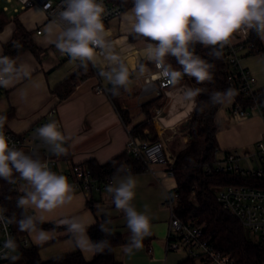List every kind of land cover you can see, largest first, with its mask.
Returning <instances> with one entry per match:
<instances>
[{
    "label": "crops",
    "instance_id": "0c3cea01",
    "mask_svg": "<svg viewBox=\"0 0 264 264\" xmlns=\"http://www.w3.org/2000/svg\"><path fill=\"white\" fill-rule=\"evenodd\" d=\"M24 12L39 15L31 19L33 20L31 24L25 21V18L22 19L24 13L19 14L18 20L26 30L33 33L32 39L39 48L40 56L38 58L31 52L19 56L17 58L19 73L12 74L8 87H0L8 92L7 97L5 95L4 97L8 100L9 109L12 108L14 111V117L8 123L9 130L18 134L25 133L50 109L56 108L64 126L65 143L70 150L72 162L81 164L96 159L103 164L125 150L128 132L134 125L146 120L149 115L155 120L160 110V116L154 124L167 156L176 159L179 152L186 148L189 144V136L181 128L188 124L193 115L197 104L196 91L183 76L178 77L179 83L171 88L162 90L158 87L159 71L156 64L149 61L145 54L149 42L136 40L134 34H130L133 21L128 17L132 15L131 9L105 25L106 42H110L113 51L129 70V79L124 86L125 94L117 99L121 110L129 114L128 123L123 121L107 93L96 92L99 85L105 89L111 86L107 77H101L99 71L104 70L107 73L110 67L115 65H111L105 56L98 52L95 65L90 63L98 70V74L91 70L85 71L78 61H72L56 48L55 41L62 30L59 26L46 23L43 14L36 9ZM35 26L36 29L38 27L43 29L41 35L36 34ZM9 28L11 33L9 32L7 38L0 41V55L3 54V44L12 39L15 25L11 23L0 32L5 33ZM141 64L144 65L143 72L139 70ZM241 65L255 76L256 89H264V53L250 56L245 54L241 59ZM24 73L28 75L25 76ZM71 78L76 79L73 92L65 99H60L53 92L54 89ZM148 81L153 82L157 88H149ZM228 101H230L229 105H227ZM228 101L217 114L219 123L217 140L222 154L229 150L243 152L257 144L264 135L263 118L253 116L244 120H235L230 113L234 99ZM62 165L68 167L71 163ZM154 169L158 172L156 176L147 171L131 175L135 181V198L132 204L138 212L149 217L151 234L143 239L140 249H132L131 253L125 251L127 243L116 249V257L123 264L168 262L169 254H165L164 258L163 255L164 251L166 252L170 213L164 202L167 193L176 187V182L175 179L168 178L164 174V166ZM119 178H115L114 184L118 183ZM30 190H32L31 185L25 184L24 193ZM71 195L73 199L64 205L51 211L36 209L31 214H34L35 218L37 215L38 221L56 222L60 226H63L59 223L62 219L72 217L85 219L83 224L88 227L95 224L96 219L86 206V196L74 190ZM95 195L94 197L101 201L100 206L103 207L98 216H109L111 221L107 226L124 233L128 242L129 229L126 219L122 211L117 210L113 204L112 195L106 190ZM62 234L68 235L67 232L45 231L44 239L48 240L56 235L55 240H57L63 237ZM35 238L40 241L38 233ZM79 246L85 258L91 260L94 249L87 240L81 237Z\"/></svg>",
    "mask_w": 264,
    "mask_h": 264
},
{
    "label": "clouds",
    "instance_id": "9594fccd",
    "mask_svg": "<svg viewBox=\"0 0 264 264\" xmlns=\"http://www.w3.org/2000/svg\"><path fill=\"white\" fill-rule=\"evenodd\" d=\"M63 5L59 13L62 30L55 41L56 48L67 54L72 61H78L85 71L89 63L95 65L98 52L104 55L115 66L110 67L107 73L100 70L99 75L106 76L110 82L111 88L107 91L118 95L119 89L128 82L129 70L113 51L110 42L105 40L107 32L102 20L105 12L103 0H63ZM131 13L128 17L133 21L130 34L149 41L145 49L148 60L162 70L164 77L172 80L182 75L193 77L197 82L211 79L209 69L212 66L196 54L194 46L197 43L205 48L211 46V54L218 58L220 53L216 46L223 47L237 30L244 28L254 30L258 35L264 33V0H133ZM260 38L264 40V36ZM170 56L181 66L182 72L167 63ZM139 70L144 71L143 64ZM19 71L15 60L0 55V86L8 87L12 74ZM220 95L214 93L211 99L217 101ZM7 119L6 115H0V179L15 183V173L21 180L27 181L32 189L18 198L17 206L26 213V206L51 211L70 202L73 199V187L67 177L53 172L34 154H26L9 145L3 131ZM36 134L48 145L53 155L66 154L63 146L65 137L55 121L36 129ZM124 171L122 164L116 169L117 173ZM106 191L112 195L113 204L117 210L122 211L127 222L129 238L125 251L131 253L132 249H140L143 239L151 234V225L149 217L138 212L132 204L135 181L131 174L120 177L118 183H109ZM3 222L12 223L14 220L6 217L4 210L0 209V223ZM107 222L105 220L100 227L102 231L111 234L112 231L105 227ZM17 223L20 231L31 233L38 221L34 216L26 214ZM59 223L77 240L78 247L82 237L96 253L110 248L107 241H90L87 236L88 225L83 224L79 217L62 219ZM38 237L43 242V229L39 231ZM16 248L15 239L9 235L0 255L14 264L20 257L9 253L15 252Z\"/></svg>",
    "mask_w": 264,
    "mask_h": 264
},
{
    "label": "trees",
    "instance_id": "16d2710c",
    "mask_svg": "<svg viewBox=\"0 0 264 264\" xmlns=\"http://www.w3.org/2000/svg\"><path fill=\"white\" fill-rule=\"evenodd\" d=\"M115 1L125 7V12L133 7V0ZM18 16L10 19L8 13H0V32L11 23L15 25L12 39L8 43L3 44L2 55L15 60L17 68H19L17 58L24 53L31 52L38 58L40 56L39 48L32 39L33 33L24 28L18 20ZM260 37L256 31H251L247 41L253 44V48L246 53V56L264 53V40ZM134 38L149 42L143 37L135 36ZM194 47L196 54L212 66L209 69L211 79L197 82L193 77L182 75L193 85L196 91L197 104L190 121L186 126L181 128L187 132L189 144L179 152L173 166L176 182L174 193L177 195L176 214L184 222L202 226L206 239L221 253L230 256L235 264H264V247L257 240L256 242L253 241L244 226L231 216L217 200L218 190L225 186L244 185L264 189V178L258 179L232 173H221L215 169L210 174H207V166L212 167L216 160L219 159V154H222L217 140L219 130L217 114L219 110L231 98L244 108L254 104L255 99L246 97L240 92L239 78L226 59L227 49L224 45L223 47L216 46L220 53L218 58L211 54V46L205 48L197 43ZM167 63L171 64L173 69L182 72L181 66L177 64L174 57H168ZM75 80V78H71L69 81L56 87L53 92L60 99H65L73 92ZM110 88L111 86L108 89ZM260 91L263 95L258 99V102L264 106V89ZM214 93L221 94L217 101L211 99ZM107 94L115 104L116 110L121 115L123 121L128 123V112L121 110L117 104V99L125 94L124 87L119 89L118 95H113L109 91H107ZM1 95L7 97L8 92L0 88ZM0 115L7 116L8 119L5 122L4 129H9L8 123L14 117L13 109L10 108L6 112L0 111ZM154 125L152 117L149 115L146 120L137 123L131 128V134L142 141L150 143L158 142L160 139ZM63 146L66 149V154L62 155L63 159L72 165H76L72 162L68 145L64 143ZM121 164L124 165L125 171L117 173L116 169ZM79 165L90 169L95 177L101 179L106 177L117 178L145 171L143 164L129 154L126 149L106 163L102 164L96 159H90ZM14 178L17 180L19 178L18 174L14 173ZM16 188V182L10 184L0 179V204L3 206L8 217L14 220L12 226L17 240V248L14 255L20 257L19 260L14 262L15 264H123L116 257V249L127 243L126 237L124 233L115 231L107 226L111 221L109 216H98L103 207L100 206L101 201L96 200L94 195L92 199L87 200L86 206L95 217L96 223L87 228V236L93 243L107 241L110 248L97 253L94 249V256L91 260H87L81 250L54 259L42 260L39 253V245L32 246L29 243L25 247L20 242V238L22 237H29L32 242L30 232L20 231L17 223L24 215L32 216V214L27 210L25 213L24 209L17 206L19 193L16 191ZM105 220L108 221L105 227L112 231L111 234L101 230L100 225ZM41 229L46 232H66L64 226H60L56 222L45 223L38 221L35 230ZM64 237L75 239L68 234L59 238V240ZM4 262H8V260ZM178 264H196V261L185 258Z\"/></svg>",
    "mask_w": 264,
    "mask_h": 264
},
{
    "label": "built area",
    "instance_id": "2783aa9c",
    "mask_svg": "<svg viewBox=\"0 0 264 264\" xmlns=\"http://www.w3.org/2000/svg\"><path fill=\"white\" fill-rule=\"evenodd\" d=\"M7 3H15L12 10L13 14L36 9L43 14L46 23H54L62 29L59 13L64 6L63 0H7ZM103 4L105 6V12L102 14L104 25H107L114 19L120 18L125 13V7L115 0H103ZM0 13L10 14L12 12L9 7H5ZM251 31V29L241 28L234 32L229 41L224 44L227 49L226 59L239 78L240 92L246 97L255 99V103L247 108L234 101L230 107V113L235 120H244L253 116H259L264 119V106L258 102L263 93L256 89L257 80L252 72L241 65L242 57L253 48V44L247 41ZM42 33L43 29L38 27L36 34L41 35ZM66 56L69 57L67 54ZM87 70L98 74V70L90 63ZM158 71L157 82L160 89L166 90L179 83L178 78L172 80L164 77L161 69H158ZM147 86L153 89L157 88L150 81L147 82ZM96 92L98 94L107 93V89L99 85L96 88ZM158 115L160 116V110L158 111ZM158 117L154 121H157ZM53 121L57 123L59 130L65 137L64 126L56 108L50 109L40 122L25 133L18 134L9 129H3V131L8 138L10 146L23 150L26 154H34L35 158H39L45 162L53 172L67 177L74 191L82 192L87 200H90L94 193L104 191L109 183H114L115 178H97L90 169L79 164L63 167L62 164H67L68 162L63 159L62 155H53L48 145L39 139L36 134V129ZM128 134L129 137L125 149L143 164L145 171L156 176L158 172L154 169V166H164V174L168 178L174 179L173 166L176 159L167 156L163 142L150 143L142 141L132 136L130 130ZM221 155L212 167L207 166V174H210L215 169L221 173H232L258 179L264 178V135L257 144L243 150V152L229 150ZM242 161H245L248 166L242 168ZM22 181L20 178L16 180L17 192L18 185ZM174 189L167 193L164 202L170 213L165 248L166 254L168 255L170 252H182L186 254V258L195 260L196 264H235L230 256L221 253L206 239L202 226L184 222L178 218L176 214L177 195L174 193ZM217 200L231 216L244 226L249 234L255 235L257 242L264 247V189L244 185L225 186L218 190ZM0 209L4 210L1 204ZM4 215L8 217L5 210ZM9 235L15 239L17 245L12 223H0V252H3L4 241ZM20 242L25 247L29 245L26 237L20 238ZM15 252H11L9 255H14ZM6 260L9 259H5L0 255V263ZM165 264L169 263L165 261Z\"/></svg>",
    "mask_w": 264,
    "mask_h": 264
},
{
    "label": "rangeland",
    "instance_id": "374dc122",
    "mask_svg": "<svg viewBox=\"0 0 264 264\" xmlns=\"http://www.w3.org/2000/svg\"><path fill=\"white\" fill-rule=\"evenodd\" d=\"M13 4H8L7 0H2L0 1V12H2L4 10L5 7H9L11 12L9 15L10 19H13L14 16H17L19 14H23V18L22 19H26L25 21L29 22L31 24V22H33V20H31L32 18L38 17L39 15L36 14H31V13H27L26 12H21L19 14H13ZM20 16V15H19ZM33 27V26H31ZM37 26H35L36 29ZM11 33V28H9L5 33H0V41H3L6 37V35L8 33ZM260 36H264V33H260ZM1 87V86H0ZM230 104V101L227 102V105ZM9 109V103L8 100L4 97V95L0 96V110L6 112ZM152 122L154 123V120H152ZM155 126V125H154ZM156 129V126H155ZM131 131V130H130ZM157 132V130H156ZM158 135V133H157ZM159 137V136H158ZM170 144L172 145L173 142L171 141ZM222 155L219 154V157H221ZM248 166V164L245 161H242L241 163V167L244 168ZM158 166H154V168H156ZM25 184H28L27 181H22L19 185H18V192H19V197L24 195V191H25ZM96 193H94L95 195ZM96 196V195H95ZM95 198V197H94ZM166 207V206H165ZM88 209V208H87ZM26 210L31 214L34 210L36 211V209L33 206H26ZM38 219V216L36 215V218ZM85 219L81 220L82 223H85ZM40 231V230H39ZM45 232V231H44ZM37 233L39 232H35L32 231L31 232V238H32V242L30 241V238L27 237L29 243L33 246V245H39V253H40V257L42 260L46 261V260H50V259H54L56 257H60L62 255L65 254H69V253H73L76 252L78 250H80V246H77V242L76 239L73 238H67L64 237L63 239H57L55 240L56 235L53 238H50L48 240L44 239L43 242L39 241L37 238H35V235H37ZM63 236V234H62ZM250 238L256 242L257 238L255 235L250 234ZM166 248V247H165ZM166 252L164 251V255L163 258L165 257ZM186 258V254L182 253V252H170L169 255L167 256L168 259V263L169 264H178L180 261L184 260ZM0 264H13L12 261L8 260V262H3ZM15 264V263H14Z\"/></svg>",
    "mask_w": 264,
    "mask_h": 264
}]
</instances>
